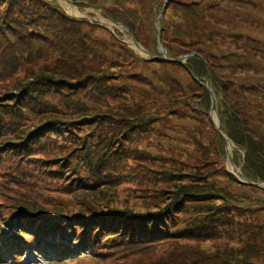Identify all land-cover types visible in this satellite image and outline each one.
Wrapping results in <instances>:
<instances>
[{
	"label": "rangeland",
	"instance_id": "374dc122",
	"mask_svg": "<svg viewBox=\"0 0 264 264\" xmlns=\"http://www.w3.org/2000/svg\"><path fill=\"white\" fill-rule=\"evenodd\" d=\"M8 1L0 0V10L3 9L1 4L11 2ZM26 1L35 3L34 0ZM44 1L56 3L65 16L59 17L53 11L39 20L52 21L57 26L71 29L76 43L67 48L66 54L62 51L56 54L49 29L40 27L32 36L39 32L38 40L42 46L45 40L47 42L41 58L30 61L32 54L40 52L32 42H28L26 37H31L19 30L27 41L20 39L21 46L13 45L15 59L0 61V71L6 70V74L1 76L4 80L0 81V114L10 110L5 118L16 117L18 120L9 130L3 129L0 142H18L44 121L42 114L34 117L18 102L12 104L14 98L11 97H16L17 92L12 89L19 81H31L40 68L45 70L47 66L58 76L84 86L64 98L74 105L69 110L79 112L72 118H82L83 123L77 126L81 130L56 129L35 140L41 139L55 151V155L44 159L47 166L65 162L57 159L64 158V155H68L66 162L71 158L74 162L76 156L78 163L87 159L85 146L81 148L85 135L90 131L87 121L91 120L88 117L91 113L85 111L90 110L89 105L101 108L103 112L113 109L118 113L97 114L107 136L101 139L102 145H93L91 149L96 151L95 154H103L104 161L96 168L102 172L95 184L92 177L86 176L88 179L83 180L94 187L81 188L82 191L76 195H63L60 191L64 189L56 181L48 183L42 181L41 176L37 177L33 171L37 166L33 167L32 162L40 164L38 160L21 158L19 167L13 164V168H0V185L10 183L7 188L14 189L16 198L44 204L48 208L67 202L69 206L63 209L68 212L64 217L71 218L70 224L65 223L55 234L51 233V227L57 223L56 220L34 223L38 228L44 226L42 230L45 232L35 243L36 247L31 245V240H37L36 236L25 238L30 244L26 243L22 249L10 250V244L1 242L0 264H167L172 255H175L172 263L228 262L223 252L242 248L245 239L242 241L239 236L251 233L253 225H256L254 221L260 215L256 211L264 208V184L258 188L255 184L262 182H255V189L244 186L247 181L239 175L245 165V152L235 148L233 142L231 159L235 170L230 166L225 146L219 142L214 130L211 100L204 90L205 79L193 78L190 71L193 67L187 64V60L173 65L164 63L161 57L163 50L165 57L171 60L193 55V52H199L202 59L207 58L209 70L214 75L215 86L211 85V89H216L219 94L215 101L217 115L221 104L226 102L229 109H233L236 122H239L235 131L249 145L256 144L264 157V0H69L68 4L57 0ZM42 5L44 7L43 2ZM64 17L85 24H72ZM3 30L8 32L6 28ZM80 36L86 40L85 49L81 51H94L86 60H76ZM132 41L148 55L129 46ZM34 43L37 45L38 41L34 40ZM3 44L1 40L0 60ZM153 58L155 62H152ZM73 60L76 62L72 63ZM98 78L104 79V88L110 92L107 96H98L103 102L90 99L94 94L90 82ZM109 85L114 87L112 91H109ZM59 99V96L55 98ZM170 100L175 102L169 103ZM5 102L11 104V108L2 106ZM127 110L142 113V121H126ZM129 117L134 119L131 114ZM109 126L118 131L114 137L110 136ZM48 135L55 140L45 141ZM103 144H108L107 148ZM16 148L18 145L12 149ZM5 174L14 177L8 182L4 179ZM67 178L65 182L70 181ZM203 191L214 197L209 205L224 208L227 212L223 213L224 218L232 215L237 222H243L245 228L227 232V229L217 227L213 234L198 236L195 233L193 239L165 237L163 233H176L179 227L184 229L186 223L201 219L202 213H195L197 209H194L201 205H192L190 196ZM85 195H88L85 202H80L79 198ZM112 211L154 213V220L147 219L145 224L159 225V237L164 242L148 243L146 239L139 244L125 243L121 247L110 248L113 243L107 241L110 249L103 245L104 249L91 251L86 246L78 252L72 235L81 236V233L76 231L75 221L81 216ZM212 216L218 220L217 215ZM4 221L0 232L4 237L12 232H27ZM260 237L264 240V235L260 234ZM50 243L58 248L59 253L71 251L56 255L57 251L47 246ZM233 261L237 263L235 259Z\"/></svg>",
	"mask_w": 264,
	"mask_h": 264
},
{
	"label": "trees",
	"instance_id": "16d2710c",
	"mask_svg": "<svg viewBox=\"0 0 264 264\" xmlns=\"http://www.w3.org/2000/svg\"><path fill=\"white\" fill-rule=\"evenodd\" d=\"M34 1L35 3L31 4L26 0H11V2L9 3L3 2L1 4L3 6V9L0 10V36H1L0 41L2 40L5 43L2 45L3 52L1 55V60H0L1 62L3 61L2 59L4 58L8 60H11L12 57L14 59L16 58L15 55L16 52L12 50V47H14L13 45L21 46L22 44H20V39H22L23 41L28 40V42H32L34 44L35 48L38 47L37 49L40 52V54H32V58L30 61H33L36 58H41L43 54V47L45 46L47 41L45 40V43L42 46L40 42L41 40H38L39 32H36L37 35L35 34L34 36H32L33 33L40 27L43 28L45 27L49 29L50 37H52V47L56 48V49L53 48L54 53L59 54L58 52L62 51L61 53L66 54L65 51L67 50V48L73 47L75 45L76 42H74L72 39L73 33L71 32V29L65 26H57L51 23L52 21L41 22L39 20V19H43V17L48 16L49 15L48 12H53V11H56L57 12L56 15H58L59 17L65 16L64 13H62V11L55 5L56 3L55 4L52 2L48 3L44 0H34ZM42 2L44 4V7L42 5ZM164 11L165 9L163 10L160 18L163 17ZM64 18L70 21L72 24L73 23L77 25L85 24V22L83 21H75L67 17ZM111 18L115 20L114 17ZM3 28H6L8 32H5ZM20 29L23 32H25L27 36L31 38L26 37L27 38L26 40V38H24L22 34L19 32ZM46 31L47 30H45V32ZM34 40L38 41L37 45L34 43ZM78 40L79 41L77 42V47L80 50H78L77 52L76 60H86L88 55L94 54V51L87 48L86 49L88 50V53L81 51L82 49H85L84 41L86 40L85 39L83 40L81 36L78 38ZM125 50L127 49L125 48ZM197 53L198 54H195L193 52V55L189 56L186 59L187 64H192L193 69H191L190 71L193 73L192 75L193 78L202 77L205 79L206 74L208 73L210 84L215 86L214 75L209 70L207 58L202 59V57H200V53L199 52ZM170 60L171 59H167L163 61L164 63L167 64L177 65V63H172L170 62ZM74 62L76 61L73 60L72 63ZM152 62H155V58L152 59ZM15 67H13L12 69H14ZM5 74H6L5 69L3 71H0V77ZM34 75L35 78L33 76L32 78L35 80L32 79L31 81L28 80L25 82L19 81L16 88L12 89V91L17 92L16 97H11L14 98L12 104L14 102H18L21 108L23 107L24 109L28 110L34 117L42 114L44 121L38 124L31 131L29 130L28 133L25 134L24 137H22V140H19L18 142H13V140L11 141L7 140L4 144H2L3 142L1 140L0 168L2 169L13 168V164H15V167H19L22 161L21 158L24 159L27 158L34 161L35 160L41 161L40 164L37 162H32L34 164L33 167L37 166L36 169H33V171L37 174V177L41 176L40 179L48 183L52 181H56L61 186V188L64 189V191H60V193L63 195L66 194H70L69 196L76 195L77 193H80L82 191L81 188H85L87 186L94 187V185L92 184H87L83 182V180L85 181L88 179V177L86 176L92 177L94 181L93 184H95L97 183L98 177L100 176L99 174L102 172L96 168L104 161L103 154H95L96 151H93L91 149L93 145H96L97 147L102 145L100 143L101 139L106 138L107 136V134H104L103 125L100 124V121L97 118L98 117L97 114L110 112L111 114L114 115L117 114L118 112L113 111V109H106L103 112L101 108H97V107L91 108L89 105L88 108L90 110H85V111L86 113L87 112L91 113V115L88 116L90 117L91 120L87 121V125L90 131L85 135V138L82 141V148H81L83 149V147L85 146L84 155L87 156V159L82 163H78L76 156L74 162H72L73 158L69 159L66 162L65 159L68 157V155L66 156L64 155L63 156L64 158H57V159H64L65 161L57 165L58 167L47 166L46 165L47 162H45L44 159L48 155H55L54 154L55 151L46 142H41L42 141L41 139H39V141H35V140H37L40 137H43L44 134H46L48 131L54 132V130L56 129H60V131L62 129L65 130L70 129L75 132L81 130L77 126L79 125L78 123H83L82 118L78 120L72 118V116H74L79 112L73 109L69 110L68 108H73L74 105H72L73 104L72 102H68L64 98H68L69 94L76 93L79 88L84 86L83 84H76V81L74 80L70 81L67 80L68 78H62L61 76H58L56 72L52 70L49 66H47L45 70H43V68H40L39 72ZM108 76H110V74ZM3 80L4 77H1L0 81ZM103 80L104 79L102 78H98L90 82V85L94 89V94L90 96V99L100 100L98 96L109 95L110 92L105 90ZM192 84L195 85L193 81ZM113 89L114 87L109 85V91H112ZM204 90L208 94L205 88ZM213 94L215 97V101H217L219 97L218 91H216V89L214 91L213 89ZM58 96L61 97V100L60 99L55 100V98ZM204 96H206L205 93ZM87 102L89 101L87 100ZM172 102H175V100L169 101V103ZM2 106H4L6 109L11 108V104H8L6 102ZM205 108H207V106H205ZM9 112L10 110L4 112L3 114H0V120L2 122L0 123V134L3 133V129L9 130V128L15 124L14 121L18 120L16 117L8 118L7 116V118H5V116ZM125 112H126L125 113L126 121L133 120L139 123L143 119L142 116L143 114L140 112H136V111L131 112L129 110ZM81 113H83V111ZM129 114H131L134 119L130 118ZM233 114H234L233 109H229L228 104H226V102H223V104H221V110L218 111V115L220 119L219 130L220 133L225 135L231 142L235 144V148L238 147L239 149L245 152V159H244L245 165L242 169L240 176L244 181H247V185L244 184V186L255 189L256 188L254 186L255 182L261 181L263 183L264 181V157L261 155L260 150L255 147L256 144L249 145L245 140V138L235 131V126H238L239 122H236L237 117H233ZM109 127H110L109 128L110 131H112L110 133V136L114 137L118 131L113 130L111 126ZM215 133L217 138L219 139V142H221L223 145L221 134L218 133L217 131H215ZM53 140L55 139L54 138L51 139V135L45 137V141H53ZM6 143H10V144L8 146L3 147L2 145H5ZM16 145H18L20 149L19 148L12 149ZM103 146L104 148H107L108 144H103ZM115 152L116 151H113V154H115ZM18 155L20 156V158ZM4 156L5 159H3ZM13 177L14 175L12 176L10 174L4 175V179L8 182H10L11 179H13ZM66 177H68L67 180L70 181L65 182ZM178 179L179 181L182 180V178H178ZM1 182L3 183V181ZM79 183L81 184L79 185ZM8 184L10 183L4 182L3 186L0 185V191H1L0 232L3 231L1 230V225L4 220H5L4 222H8L11 225L13 224L16 227L23 228L27 231V232H19V233L12 232L13 234L9 236L6 235V237H4L5 235L3 236L2 233H0V243L2 242L4 244H10L9 245L10 250L14 248L22 249L26 245V243L29 242L25 240V238L28 237L36 236L37 240H31V242L34 244L37 243V241L40 238V235L45 232L42 230L44 226H42V228L40 227L38 228V226H34V223L36 222L43 223L45 221L51 222L52 220H56L57 223L51 227V233L53 234L60 232L63 225L65 226V223L70 224L71 218L68 219L67 217H64L68 212L63 209L69 206L67 202H62L61 205L54 206L52 208H48L44 204H39V203L33 204L28 200H22L16 198L13 195L14 189L7 188ZM76 190H80V191L76 192ZM199 193L201 195L200 194L191 195L190 199L191 202L193 203L192 205H196V206L201 205L199 208H194L197 209L195 213L198 214L202 213L200 214L201 219L196 220L195 222L193 221L191 223H186L185 225L187 226L184 229L183 228L181 229V227H179V231L176 233L173 234L163 233L165 237L174 236L176 237L175 239L177 240L193 239L195 233H197L198 236L211 235L213 234V231L217 229V227L227 229V232L230 230L231 231L236 230L235 232L242 231L245 228L244 223L237 222L232 215H229L226 218H224L223 213H227L224 208L219 207L218 209V207L216 206L209 205V203L214 198L208 196L211 194H208L205 191ZM198 196L204 198H199ZM87 197L88 195L82 196L79 198V201L85 202ZM175 200L176 198L174 199L173 204L171 203L172 205H174ZM187 203H189V200L187 201ZM121 212L122 213H118V211L103 212V213L91 214L87 216L86 215L81 216V219H77L75 221L76 223L74 227L76 231L79 230L81 236L75 235V233H73L74 236L72 235V238L73 237L75 238L74 239L76 243L75 249L78 252H80L81 249H84L86 246H88L91 251L97 248L104 249L103 245H107L106 243L107 241L113 243L112 246L108 244L110 248H118L123 246L125 243L139 244V242L144 241L146 239L149 240L148 243L154 242L160 244L164 242L159 237L160 235V229L158 228L159 225L156 227L155 224H153L152 226H148L147 224H145L147 223V219L154 220V216H155L154 213L141 214L139 212H136V213L125 214V212L123 211ZM256 213H260V215L262 214V216L258 215L256 221H254L256 225L252 224L254 227L251 233L246 234L248 235L247 238L246 235L239 236L240 240L243 241L245 239V244L242 246L241 249L238 250H234L232 248L229 251L225 250L223 254L225 255L226 257L225 259H227L228 262L223 261L221 264H264V240L263 237H260V234L264 235V223H262L264 222V208H262V210L261 208H259V210H257ZM213 214L217 215L218 220L214 219L215 216L210 217V215ZM30 223H32L31 226ZM153 234H156L157 236ZM250 240L253 241V243H250L249 242ZM47 246H49L52 249H55V251H57L55 252L56 255L60 253L61 254L70 253L71 251V250L70 251L66 250L65 252V250H63L62 252L59 253L58 248L57 247L55 248L54 245H52L51 243L48 244ZM109 246L108 249H110ZM104 256L106 255H103L102 257ZM174 258L175 255H172L170 258V262L167 264L170 263L184 264L182 261L172 263ZM233 259H235L237 263H235Z\"/></svg>",
	"mask_w": 264,
	"mask_h": 264
},
{
	"label": "water",
	"instance_id": "95a60500",
	"mask_svg": "<svg viewBox=\"0 0 264 264\" xmlns=\"http://www.w3.org/2000/svg\"><path fill=\"white\" fill-rule=\"evenodd\" d=\"M57 1H63V2H65V3H70V1L69 0H57ZM159 17H161V15L159 16ZM105 25H107V24H105ZM115 25H118V24H115ZM132 44V45H131ZM129 46H132L133 48H135V50H137V51H141L142 53H145V54H147V52L143 49V48H141L140 46H139V44L138 43H136V42H131V43H129L128 44ZM131 47V48H132ZM162 53H163V56L161 57L162 59H164V60H167V58L165 57V53H164V51L162 50ZM148 55V54H147ZM189 56H192V55H188V56H183V57H178V58H176V59H174V60H170L171 62H174V63H183L185 60H186V58H188ZM204 86H205V89H206V91L208 92V94H209V97H210V100H211V117H212V121H213V126H214V129L218 132V133H220V119H219V116L217 115V109H216V102H215V97H214V94H213V91H212V89H211V84H210V81H209V76H208V73L206 74V77H205V80H204ZM213 116H214V118L215 119H213ZM221 134V136H222V140H223V145L225 146V149H226V153H227V155H228V161H229V164H230V166L232 167V169L233 170H235V167H234V165H233V163H232V159H231V153H229L228 152V150H227V147H228V144H230L233 148H234V146H233V144H232V142L225 136V135H223L222 133H220ZM232 148V149H233ZM236 172H237V174L239 175V173H238V171L236 170ZM240 176V175H239ZM264 183H258V184H255L256 186H258V187H261V185H263Z\"/></svg>",
	"mask_w": 264,
	"mask_h": 264
},
{
	"label": "bare ground",
	"instance_id": "6f19581e",
	"mask_svg": "<svg viewBox=\"0 0 264 264\" xmlns=\"http://www.w3.org/2000/svg\"><path fill=\"white\" fill-rule=\"evenodd\" d=\"M67 4H68V3H67ZM213 118H214V116H213ZM232 148H233V147H232L230 144H228L227 150H228L229 153H231Z\"/></svg>",
	"mask_w": 264,
	"mask_h": 264
}]
</instances>
